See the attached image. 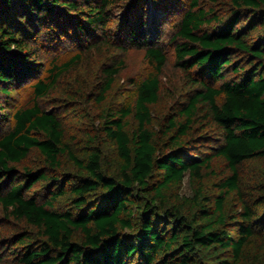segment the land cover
<instances>
[{
  "label": "trees",
  "instance_id": "1",
  "mask_svg": "<svg viewBox=\"0 0 264 264\" xmlns=\"http://www.w3.org/2000/svg\"><path fill=\"white\" fill-rule=\"evenodd\" d=\"M184 1L0 0L3 103L33 95L0 106V263L264 264V0ZM174 7L187 89L155 120L168 56L147 26ZM67 28L79 51L47 67L42 38ZM133 47L154 72L109 104ZM92 52V82L63 86ZM57 91L64 112L40 103Z\"/></svg>",
  "mask_w": 264,
  "mask_h": 264
},
{
  "label": "rangeland",
  "instance_id": "2",
  "mask_svg": "<svg viewBox=\"0 0 264 264\" xmlns=\"http://www.w3.org/2000/svg\"><path fill=\"white\" fill-rule=\"evenodd\" d=\"M182 5H184V0H182ZM178 7H174V10L170 15H164V13L155 14L152 20L151 26H147V32L149 33V38L155 40H160L162 45L165 47V51L168 56V62L165 68L160 72L161 76V91L157 104L152 105V112L155 120H158L162 115H164L170 107L173 106L174 100L176 98H181L186 92L185 84V72L182 67L178 64L176 45L178 44L173 40L174 34V23L178 19ZM112 12L116 19L113 29L116 30L118 26V21L122 15V11L119 8H113ZM150 14V13H149ZM150 16V15H149ZM148 16V18H149ZM154 21L158 22L155 26ZM64 30V29H63ZM68 31L64 35H60L58 30L54 38L47 36L42 38V55L47 67L50 66L52 59L58 57L61 62L69 60L76 52L79 51L80 46L78 45L77 39L73 36V30L66 29ZM114 53V52H113ZM103 57L99 56L97 53H88V60L84 62L83 65L79 66L77 69L71 70L70 74L63 76L61 84L65 87H74L76 85L75 79L80 78L81 81H84L86 84L92 82V77L96 71L99 69ZM154 72L153 65L146 59L145 49L133 47L130 48L126 57V68L120 76L118 77L114 90L108 95V103L112 105L119 104L123 101L124 93L127 92V88L131 84L130 78L134 79H143ZM61 96V92L57 91L52 93L49 97L40 99V103L43 108L48 111L56 110L59 112H64V109L59 110L57 107L58 97ZM5 99L4 95L0 94V106L5 104L9 109H14L18 105L28 104L32 99V91L29 85L19 86L14 94L11 97L10 103H3ZM111 102V103H110ZM113 102V103H112ZM81 107L87 109V105H80ZM3 108L0 107V132L6 127V124L3 122L2 114ZM131 127H134V123H131ZM40 155L38 152L34 151L31 154V157L21 165L19 168L23 169L26 165H35L39 163ZM38 190L43 194L46 192L45 183H41L38 187ZM185 193H190L191 188L188 178L185 181L183 188ZM67 200L62 199L61 203H65ZM66 207V205L64 206ZM0 209V217H1ZM9 231H11L9 226L0 225V239L5 236ZM1 242V240H0ZM2 244L0 243V248ZM1 251V250H0ZM0 264H14L10 261L2 262Z\"/></svg>",
  "mask_w": 264,
  "mask_h": 264
}]
</instances>
